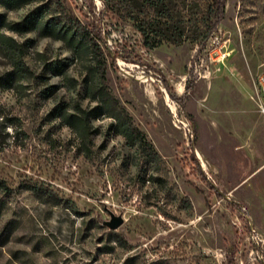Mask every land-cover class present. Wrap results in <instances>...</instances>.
<instances>
[{"label":"rangeland","instance_id":"374dc122","mask_svg":"<svg viewBox=\"0 0 264 264\" xmlns=\"http://www.w3.org/2000/svg\"><path fill=\"white\" fill-rule=\"evenodd\" d=\"M32 12L42 25L90 30L97 48L76 52L30 25ZM0 15V264H264L255 84L264 0H227L205 44L155 48L102 0L0 3ZM100 88L119 100L116 111L128 109L161 160L131 147L114 117L96 115L107 98ZM63 111L87 115L83 135ZM113 216L123 218L117 228Z\"/></svg>","mask_w":264,"mask_h":264},{"label":"trees","instance_id":"16d2710c","mask_svg":"<svg viewBox=\"0 0 264 264\" xmlns=\"http://www.w3.org/2000/svg\"><path fill=\"white\" fill-rule=\"evenodd\" d=\"M24 0H0L6 7L18 6ZM105 7L114 15L130 24L140 33L142 44L147 48H155L163 43L182 44L191 42L194 44H205L211 35L217 30L219 23L226 16L227 0H102ZM26 21L34 27H39L43 23L42 17L32 12ZM74 25L82 28V23L78 20H70ZM3 15H0V28L5 24ZM11 28L19 29L18 25L11 24ZM28 27V26H27ZM42 30L57 37L65 38L70 46L80 52L86 45L96 46L95 38L91 31L84 29L80 34L75 29H66L59 21H51L41 26ZM87 42V44H86ZM6 44V42H5ZM10 45V44H7ZM95 51V50H94ZM23 67L17 64V71H22ZM105 76L104 71L101 72ZM99 94L107 93V98L103 103L98 104L99 111L96 115L114 117V131L122 135L127 143L134 147L142 146L151 160H161L160 153L156 150L146 133L137 126L128 109L121 106L116 111L119 100L116 99L110 90L100 88ZM170 96L177 99V96L170 89ZM115 105V106H114ZM65 123L76 133L83 135L87 129V115L80 116L60 112ZM192 119V116L189 115ZM194 161L199 166L198 158L193 154ZM6 184L0 180V188L6 189Z\"/></svg>","mask_w":264,"mask_h":264},{"label":"built area","instance_id":"2783aa9c","mask_svg":"<svg viewBox=\"0 0 264 264\" xmlns=\"http://www.w3.org/2000/svg\"><path fill=\"white\" fill-rule=\"evenodd\" d=\"M223 57H225V54H223ZM255 84L258 96L263 100L262 104L260 105V110L264 114V71L257 76Z\"/></svg>","mask_w":264,"mask_h":264},{"label":"water","instance_id":"95a60500","mask_svg":"<svg viewBox=\"0 0 264 264\" xmlns=\"http://www.w3.org/2000/svg\"><path fill=\"white\" fill-rule=\"evenodd\" d=\"M123 223V218L120 216H113L112 220L109 222V225L112 228H117Z\"/></svg>","mask_w":264,"mask_h":264},{"label":"bare ground","instance_id":"6f19581e","mask_svg":"<svg viewBox=\"0 0 264 264\" xmlns=\"http://www.w3.org/2000/svg\"><path fill=\"white\" fill-rule=\"evenodd\" d=\"M182 88H183V86H182ZM174 106V105H173Z\"/></svg>","mask_w":264,"mask_h":264}]
</instances>
